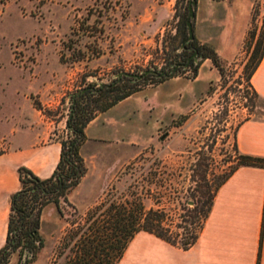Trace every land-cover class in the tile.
<instances>
[{
	"label": "rangeland",
	"instance_id": "obj_1",
	"mask_svg": "<svg viewBox=\"0 0 264 264\" xmlns=\"http://www.w3.org/2000/svg\"><path fill=\"white\" fill-rule=\"evenodd\" d=\"M224 1L235 0H198L194 29L201 42L209 37L206 10ZM242 1L250 6L251 23L236 57L222 58L224 77L212 60L196 78L192 69L181 70L164 83L145 84L134 99L89 126L88 134L103 135L105 143L90 140L81 147L89 175L78 198L70 197L76 186L67 201L61 199L62 213L53 203L45 208V246L31 264H67L88 212L97 206L99 215L112 202L141 197L147 208H165L168 223L194 220L188 216L195 205L192 175L203 183L207 174L215 186L237 165L238 127L248 118L264 119V99L254 97L244 72L257 41H264V0ZM187 4L0 0V153L11 147L12 131L19 147L34 139L68 140L72 95L89 84L108 83L119 72L170 69L180 52L174 36ZM210 31L225 46L215 25ZM18 259L13 254L9 264Z\"/></svg>",
	"mask_w": 264,
	"mask_h": 264
},
{
	"label": "trees",
	"instance_id": "obj_2",
	"mask_svg": "<svg viewBox=\"0 0 264 264\" xmlns=\"http://www.w3.org/2000/svg\"><path fill=\"white\" fill-rule=\"evenodd\" d=\"M182 19V27L174 36L179 41L174 50H180L169 69H148L143 72H119L108 83L98 86L89 84L72 95V105L67 127L69 139L61 140V159L48 178H42L27 166H20L21 187L11 195V214L5 245L0 249V264H9L13 254L18 253L17 264H31L45 246L41 233L42 214L49 204H55L62 213L61 199L68 200L70 191L79 185L88 167L81 154V147L88 139L86 128L100 113L113 108L119 102L142 90L145 84L162 83L179 74L181 70H193V77L205 60L211 59L221 76H225V64L218 51L210 44L201 42L195 35L189 39V3ZM197 9V4H196ZM195 20V18L193 19ZM264 56V41L258 40L249 55L244 72L254 97L262 98L251 83V79ZM237 165L223 175L213 186L207 174L192 175L195 183L191 193L194 208L190 210L194 218L190 224L166 222L167 212L163 207H149L141 197L125 203L112 202L109 208L97 215L100 206L88 212L85 224L81 226L77 249L67 264H118L130 242L137 233L146 231L183 249H189L198 240L214 203L220 186L241 166L264 167V156L242 153L236 142ZM193 187V186H191ZM189 201V198L187 199ZM97 215V216H96ZM102 217V218H100ZM184 220V219H183ZM188 223V220H186ZM78 231V232H79ZM77 232V233H78Z\"/></svg>",
	"mask_w": 264,
	"mask_h": 264
},
{
	"label": "crops",
	"instance_id": "obj_3",
	"mask_svg": "<svg viewBox=\"0 0 264 264\" xmlns=\"http://www.w3.org/2000/svg\"><path fill=\"white\" fill-rule=\"evenodd\" d=\"M199 13L200 7L197 15ZM204 21L205 32L209 37H205L203 43L213 46L224 60H233L250 27L249 4L242 0L211 4L206 10ZM212 25L218 28L225 46L220 47L221 44L216 42V37L210 31ZM209 60H205L202 66ZM251 83L264 97V56ZM142 91L123 101L134 99ZM173 97L172 92L167 99L172 100ZM101 115L87 126L89 139L82 146V151L90 140L105 143L103 135L91 137L88 134L89 126L101 119ZM125 117L117 121L124 122ZM113 121L116 122V119L113 118ZM17 139L12 131L11 147L0 153V249L7 240L11 195L21 187L20 166H27L38 176L48 178L61 159L62 142L58 138L45 142L34 139L22 147L17 145ZM236 142L242 153L264 156V119L248 118L241 123ZM95 148L100 150L98 146ZM81 186L82 182L71 192V199L78 198ZM118 264H264V167L241 166L220 186L200 236L189 249L173 245L153 233L141 231L130 242Z\"/></svg>",
	"mask_w": 264,
	"mask_h": 264
},
{
	"label": "water",
	"instance_id": "obj_4",
	"mask_svg": "<svg viewBox=\"0 0 264 264\" xmlns=\"http://www.w3.org/2000/svg\"><path fill=\"white\" fill-rule=\"evenodd\" d=\"M198 0H190L189 3V16H188V27H189V39L195 38V29H194V18L196 16V4ZM150 70H147L149 72Z\"/></svg>",
	"mask_w": 264,
	"mask_h": 264
}]
</instances>
